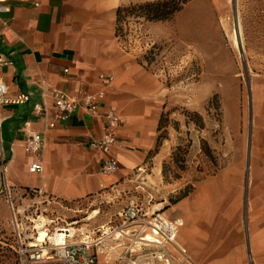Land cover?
Listing matches in <instances>:
<instances>
[{
  "label": "crops",
  "instance_id": "crops-1",
  "mask_svg": "<svg viewBox=\"0 0 264 264\" xmlns=\"http://www.w3.org/2000/svg\"><path fill=\"white\" fill-rule=\"evenodd\" d=\"M118 1L3 0L9 11L0 18V76L9 95L23 93L28 100L1 109L0 182L21 196L27 189L64 199L98 193L145 164L156 144L165 90L118 46ZM100 73L111 75L112 83L99 110L113 108L122 121L111 149L118 168L111 173L100 171L89 146L102 133V119L78 107L58 119L51 97L53 88L94 94ZM250 114L247 143L241 139L222 180L214 181L221 174L203 180V193L167 208L180 224L178 241L197 264H264V75L252 80ZM34 132L43 138L40 172L28 170L32 157L24 150L25 137ZM99 264L126 263L101 255Z\"/></svg>",
  "mask_w": 264,
  "mask_h": 264
},
{
  "label": "rangeland",
  "instance_id": "rangeland-1",
  "mask_svg": "<svg viewBox=\"0 0 264 264\" xmlns=\"http://www.w3.org/2000/svg\"><path fill=\"white\" fill-rule=\"evenodd\" d=\"M145 1L152 0H119L117 6ZM124 29L123 38L115 37L118 46L155 74L165 90L160 153L115 184L85 197L64 199L36 192L21 196L16 190L15 206L25 209L27 224L32 219L38 228L45 224L49 231L68 225L78 240L84 235L93 238L100 227L121 224L122 210L130 204L139 208L140 218L158 213L169 219L170 197L186 190L188 184L194 186L189 194L203 193L204 185L198 184L221 174L234 160L241 139L247 143L250 88L253 78L264 75V0H187L171 20L129 18ZM216 100L220 125L213 107ZM185 111L201 118L187 117ZM203 141L212 149V160L204 153ZM178 144H190L185 168L177 170L179 179L164 182L162 162L170 160ZM135 225L125 227L127 235L136 233ZM44 236L42 229L39 239ZM10 239V211L0 192V264H17L2 243Z\"/></svg>",
  "mask_w": 264,
  "mask_h": 264
},
{
  "label": "built area",
  "instance_id": "built-area-1",
  "mask_svg": "<svg viewBox=\"0 0 264 264\" xmlns=\"http://www.w3.org/2000/svg\"><path fill=\"white\" fill-rule=\"evenodd\" d=\"M7 4L0 0L1 14L8 12ZM3 62L0 59V63ZM68 69L65 68L64 72ZM100 87L93 93L81 92L73 95L61 89H51V97L58 119L67 118L76 107L90 116L102 119V133L97 139L89 142L101 161L100 171L111 173L118 168V161L112 155L111 149L117 141L116 130L121 125V119L113 108L106 111L99 110V101L105 96L111 86V75L100 73L98 75ZM28 100V95L18 93L9 95L7 86L0 76V112L9 104H22ZM39 111H44V106H34ZM43 149V138L39 133H30L24 139V150L32 157L28 165L30 172H40L43 168L40 158ZM0 192L4 194L5 202L10 211L9 242H2L14 256L17 264H99V256L110 260L115 256L126 264H197L188 253L187 249L178 241L177 221L163 219L160 215L153 214L149 218L139 217V208L130 204L122 210L124 220L118 226L100 227L93 238L84 235L75 239V232L68 225L56 226L52 231L48 227L38 228L32 219L15 206L16 190L0 182ZM35 189H27L24 196ZM53 198V197H52ZM146 213L144 212V216ZM135 222L138 228L131 236L127 235L125 227ZM32 223V224H31ZM45 231V236L40 240V230ZM149 235L152 240H144ZM124 237L128 242L124 241Z\"/></svg>",
  "mask_w": 264,
  "mask_h": 264
},
{
  "label": "trees",
  "instance_id": "trees-1",
  "mask_svg": "<svg viewBox=\"0 0 264 264\" xmlns=\"http://www.w3.org/2000/svg\"><path fill=\"white\" fill-rule=\"evenodd\" d=\"M187 0H152V1H145L143 3H136V4H130L127 6L118 5L114 10L115 15V25H114V36L116 38H123L126 34V31L124 29V25L128 23L129 18H141L145 21H168L173 18L175 13H177L182 6L186 3ZM213 107L215 109L216 114V120L218 122V125H220L221 122V111H220V104L216 100V102L213 104ZM187 117L194 115L198 118H201V116L196 112H190L185 111L184 112ZM164 116V113H161L159 116L158 121V135L156 139V144L153 149L148 151L145 162H149L150 158L155 155L163 140V135L160 133L162 127V118ZM192 121V118H189ZM188 122V121H187ZM198 128H203V125L197 124L195 122ZM205 143L204 147V153L209 159L212 160V154H211V148L208 146V144ZM190 144H187L185 147L181 146L180 144L176 145L170 154V160L169 161H163L162 167H161V174L164 182H172L173 180L179 179L180 174L177 172V170H184L185 168V161H186V155L188 154V148ZM174 170H173V169ZM176 170V171H175ZM217 170V167L211 171V175L215 174ZM199 171H202L199 169ZM192 184H188L186 190L179 191L178 195L170 197L169 203L173 204L185 196H187L190 191L193 189Z\"/></svg>",
  "mask_w": 264,
  "mask_h": 264
},
{
  "label": "bare ground",
  "instance_id": "bare-ground-1",
  "mask_svg": "<svg viewBox=\"0 0 264 264\" xmlns=\"http://www.w3.org/2000/svg\"><path fill=\"white\" fill-rule=\"evenodd\" d=\"M234 42H235V37H234ZM237 44L239 45V48H240V44H239V41H238V35H237ZM144 240H152V237L147 235Z\"/></svg>",
  "mask_w": 264,
  "mask_h": 264
}]
</instances>
